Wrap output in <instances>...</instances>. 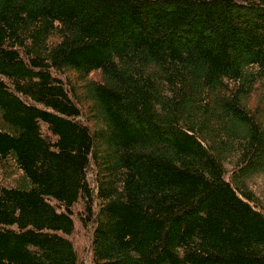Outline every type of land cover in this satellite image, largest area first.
<instances>
[{"label":"trees","instance_id":"1","mask_svg":"<svg viewBox=\"0 0 264 264\" xmlns=\"http://www.w3.org/2000/svg\"><path fill=\"white\" fill-rule=\"evenodd\" d=\"M264 0H0V264H264Z\"/></svg>","mask_w":264,"mask_h":264},{"label":"rangeland","instance_id":"2","mask_svg":"<svg viewBox=\"0 0 264 264\" xmlns=\"http://www.w3.org/2000/svg\"><path fill=\"white\" fill-rule=\"evenodd\" d=\"M253 179V188L256 190L257 195L264 200V175L255 176ZM75 232V236L73 238L75 247L77 251L79 252V256L84 257V261L82 264H87L86 261H88L90 252H89V242L91 239V236L89 233L85 232L83 228L79 229Z\"/></svg>","mask_w":264,"mask_h":264}]
</instances>
